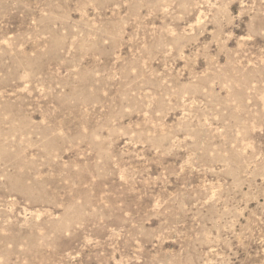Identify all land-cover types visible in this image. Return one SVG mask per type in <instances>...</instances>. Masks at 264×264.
I'll return each mask as SVG.
<instances>
[{
	"label": "rangeland",
	"instance_id": "obj_1",
	"mask_svg": "<svg viewBox=\"0 0 264 264\" xmlns=\"http://www.w3.org/2000/svg\"><path fill=\"white\" fill-rule=\"evenodd\" d=\"M0 264H264V0H0Z\"/></svg>",
	"mask_w": 264,
	"mask_h": 264
}]
</instances>
